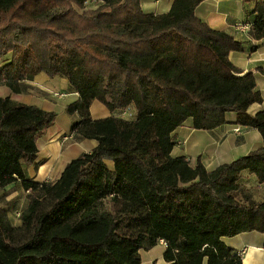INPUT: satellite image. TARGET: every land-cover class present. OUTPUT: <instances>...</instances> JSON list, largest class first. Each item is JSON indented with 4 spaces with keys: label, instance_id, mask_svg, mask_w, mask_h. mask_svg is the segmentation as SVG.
Returning a JSON list of instances; mask_svg holds the SVG:
<instances>
[{
    "label": "trees",
    "instance_id": "obj_1",
    "mask_svg": "<svg viewBox=\"0 0 264 264\" xmlns=\"http://www.w3.org/2000/svg\"><path fill=\"white\" fill-rule=\"evenodd\" d=\"M200 1L152 13L140 0H0V84L64 77L76 94L64 105L77 115L71 130L96 140L54 181H32L23 166L56 113L0 96V186L19 179L27 199L17 226L0 206V264H139L138 249L158 238L165 264H242L221 237L264 233V199L238 183L246 170L264 185V110L247 112L261 95L227 58L240 42L194 14ZM251 13L249 33L263 37L264 0ZM94 97L134 115L91 118ZM229 110L259 132L258 147L212 169L170 154L183 120L210 129Z\"/></svg>",
    "mask_w": 264,
    "mask_h": 264
},
{
    "label": "crops",
    "instance_id": "obj_2",
    "mask_svg": "<svg viewBox=\"0 0 264 264\" xmlns=\"http://www.w3.org/2000/svg\"><path fill=\"white\" fill-rule=\"evenodd\" d=\"M256 0H201L194 7V14L214 29L230 34L240 42L239 49L227 53L229 61L238 73L251 71L255 88L261 95L259 102L247 106L250 114L264 110V36L253 38L249 26L253 19ZM171 0H140L145 12L158 13L168 9ZM1 64V62H0ZM24 87L13 91L5 84H0V96L27 104H34L42 109L54 110L55 116L50 124L35 138L36 155L34 160L23 166L24 176L32 181H54L58 178L64 164L81 152L88 151L96 144L94 138L76 137L71 130L75 113H68L64 105L75 97V92L62 76H47L43 71L27 74L20 81ZM58 92L59 94H55ZM105 104L94 97L89 104L91 118L120 114L121 109L111 111ZM107 108V107H106ZM134 113L130 112V118ZM127 118V117H126ZM237 127V130L233 128ZM174 145L171 155H183L192 165L196 157L206 169L229 161L261 144L259 132L250 126L235 123V113H224V121L210 129H196L191 126V119L186 118L172 131ZM241 192H247L254 200L264 199V185L257 186L252 173L243 170L238 179ZM26 190L19 179L0 186V206L4 208L12 225L20 224L19 212L26 203ZM221 240L240 252L242 264H264V233L246 230L231 236H222ZM163 246L155 243L150 247L139 248V264H165L162 258Z\"/></svg>",
    "mask_w": 264,
    "mask_h": 264
},
{
    "label": "built area",
    "instance_id": "obj_3",
    "mask_svg": "<svg viewBox=\"0 0 264 264\" xmlns=\"http://www.w3.org/2000/svg\"><path fill=\"white\" fill-rule=\"evenodd\" d=\"M85 5H90L89 3L87 2H84ZM55 94H59L58 92H54ZM132 111V108L130 105H127L126 107L122 108L121 111H120V114L125 116V115H130V112ZM234 130H237V127H234L233 128ZM157 243L161 244L162 246L165 245V240L163 238H158L156 240Z\"/></svg>",
    "mask_w": 264,
    "mask_h": 264
},
{
    "label": "rangeland",
    "instance_id": "obj_4",
    "mask_svg": "<svg viewBox=\"0 0 264 264\" xmlns=\"http://www.w3.org/2000/svg\"><path fill=\"white\" fill-rule=\"evenodd\" d=\"M87 6H89V5H87ZM97 91H103V88L101 87V88H99ZM105 109H107V111H108V108L105 107ZM124 117H125V118H126V117H127V118H130V115H125ZM103 205H104V207L107 208V209H111V210L114 209V205H113L112 201H109V200L107 201V200H106V201L103 202ZM170 233H171V237H172L173 239H174V238L176 239L175 234H174V232H173L172 229H171Z\"/></svg>",
    "mask_w": 264,
    "mask_h": 264
}]
</instances>
